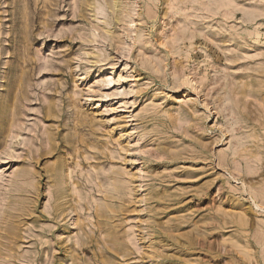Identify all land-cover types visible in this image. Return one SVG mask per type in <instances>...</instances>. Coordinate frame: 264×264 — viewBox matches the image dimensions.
I'll return each mask as SVG.
<instances>
[{"label":"rangeland","instance_id":"1","mask_svg":"<svg viewBox=\"0 0 264 264\" xmlns=\"http://www.w3.org/2000/svg\"><path fill=\"white\" fill-rule=\"evenodd\" d=\"M0 264H264V0H0Z\"/></svg>","mask_w":264,"mask_h":264}]
</instances>
